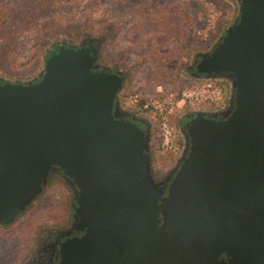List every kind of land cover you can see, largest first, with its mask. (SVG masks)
Instances as JSON below:
<instances>
[{
  "label": "water",
  "instance_id": "obj_1",
  "mask_svg": "<svg viewBox=\"0 0 264 264\" xmlns=\"http://www.w3.org/2000/svg\"><path fill=\"white\" fill-rule=\"evenodd\" d=\"M237 2L194 67L197 81L231 83L233 108L190 110L186 156L165 191L134 122L145 115L120 103L121 77L89 49L60 47L35 82L0 81V222L57 166L77 189L83 232L60 245L58 264H264V0Z\"/></svg>",
  "mask_w": 264,
  "mask_h": 264
},
{
  "label": "rangeland",
  "instance_id": "obj_2",
  "mask_svg": "<svg viewBox=\"0 0 264 264\" xmlns=\"http://www.w3.org/2000/svg\"><path fill=\"white\" fill-rule=\"evenodd\" d=\"M238 15L237 0H0V80L27 83L38 78L56 41L77 46L82 37H99L97 64L122 73L118 99L133 110L126 103L133 94L148 98L191 84L185 67L211 50ZM188 107L176 106L173 129L176 114ZM173 158L157 149L151 165L164 168ZM69 196L67 185L54 179L22 217L0 226V264L26 253L38 225L65 218Z\"/></svg>",
  "mask_w": 264,
  "mask_h": 264
},
{
  "label": "flooded vegetation",
  "instance_id": "obj_3",
  "mask_svg": "<svg viewBox=\"0 0 264 264\" xmlns=\"http://www.w3.org/2000/svg\"><path fill=\"white\" fill-rule=\"evenodd\" d=\"M57 42L58 41H56V43L53 44L52 49H50V51L47 53V56L45 58V64L52 54L59 51L60 47L66 48L69 46L66 43L57 44ZM101 45H102L101 38L86 36V37H82L78 42V45L73 47L89 49L90 53L94 56V62L97 63L98 51L100 50ZM201 57H202L201 54L194 55L190 63L185 67V71L191 77L192 81L198 80L205 75V74H200L194 68L197 62L201 59ZM113 72L118 73L122 79L118 91V93H120L123 87L122 84L123 75L119 71H113ZM3 80L4 79H2V81ZM16 80L17 79H11L8 80V82H15ZM36 80L37 78L36 76H34L33 78L30 79L29 82L24 83L23 81L21 83L28 84L35 82ZM229 86L231 87V84L228 82L226 84V87L229 89ZM233 105L234 102L230 100V98L227 96L226 101L222 106L216 108L212 107V109H214L215 111L213 112L215 117L216 118L224 117L230 112V110H232ZM202 108H208V107H198L195 109H202ZM189 109H191V107H188L185 110L178 112L174 119L173 127L178 144L177 155H175L174 158L171 160V162L167 164L164 168H159V167L154 168L152 167V165L150 166L149 176L152 182L156 185V187L159 190L165 191L167 185L170 183L171 179L174 177L175 173L179 169L183 161V158L186 156V151L183 148L186 145H189V141L185 134L186 132L185 124L188 120H190L191 117L196 115V113L192 115ZM116 115L120 116L119 112H116ZM122 118L127 119L132 117L124 116ZM134 122L137 124V126H139L141 129L144 130L147 140L145 151L149 155L150 160H152V158H154L157 153V143L159 137L157 123L154 119H148L143 116L136 118ZM54 179H60L62 182H64L67 185L69 189L70 196L68 199V214L65 218H62L61 221L58 223H52V224L44 223L38 225L36 230H34L35 231L33 236L34 240L32 244L29 246V249L21 258H19L13 264H58L60 260V245L66 239L81 235L83 233L82 231H79V229L76 226L78 222L76 209H75L76 208L75 196L77 189L74 185H72L71 181H69V179L66 178V176H64L63 171L57 166H55L49 171L46 181L44 182V184H42L41 189L38 191V193L35 195L32 201H30V203L28 204H25V206L22 209H19L17 211L14 217L15 219L9 222H0V226L9 225L14 221H16L17 218L22 217L23 213H25V210L30 206V204L36 202L40 197L44 195L45 188ZM211 264H228V259L225 255H222Z\"/></svg>",
  "mask_w": 264,
  "mask_h": 264
},
{
  "label": "built area",
  "instance_id": "obj_4",
  "mask_svg": "<svg viewBox=\"0 0 264 264\" xmlns=\"http://www.w3.org/2000/svg\"><path fill=\"white\" fill-rule=\"evenodd\" d=\"M227 97L224 83L213 80L192 81L177 92L163 93L157 96L142 98L138 94L129 96L126 103L136 112L153 115L158 125L157 149L177 155L178 144L175 131L170 124L171 115L179 104L189 107H220Z\"/></svg>",
  "mask_w": 264,
  "mask_h": 264
}]
</instances>
